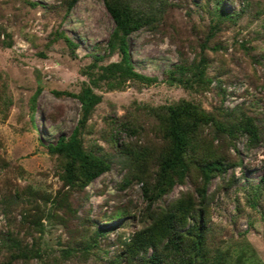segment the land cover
Listing matches in <instances>:
<instances>
[{
	"label": "rangeland",
	"instance_id": "rangeland-1",
	"mask_svg": "<svg viewBox=\"0 0 264 264\" xmlns=\"http://www.w3.org/2000/svg\"><path fill=\"white\" fill-rule=\"evenodd\" d=\"M172 2L157 29L126 38L133 69L155 81L89 83L100 100L82 132L86 147L114 151L107 136L128 109L181 97L206 110L239 106L264 136V0ZM66 3L0 0V264H123L124 240L142 224L141 184H118L123 170L115 156L107 170L76 191L63 184L46 148L59 133H69L80 112L77 98L54 90H79L88 81L81 70L93 53L102 55L98 64L118 59L115 51L106 54L113 22L102 1L75 0L69 9ZM214 4L233 16L206 37ZM60 32L75 45H67ZM199 55L207 83L164 80L167 68ZM115 134L125 138L122 131ZM235 146L241 163L225 174L232 183L225 186L214 177L208 185L209 244L228 264H264V192L256 187L264 141L245 149L239 139ZM189 187L175 184L164 199ZM118 210L123 213L114 215Z\"/></svg>",
	"mask_w": 264,
	"mask_h": 264
},
{
	"label": "trees",
	"instance_id": "trees-1",
	"mask_svg": "<svg viewBox=\"0 0 264 264\" xmlns=\"http://www.w3.org/2000/svg\"><path fill=\"white\" fill-rule=\"evenodd\" d=\"M74 1L67 0L66 9ZM101 1L113 22L105 42L106 54L115 51L118 59L98 64L97 59L102 55L93 53V60L81 70L88 81L82 82L79 90H54L74 96L80 104L79 116L69 133H59L46 145L60 169L59 176L66 187L82 190L110 167L115 156L123 170L118 184H141L144 206L140 217L143 220L124 240L123 264H228L223 253L209 244L211 195L207 189L214 177L224 179L225 186L232 183L225 174L241 163L236 141L241 139L245 149L257 146L264 141L261 126L239 106L218 105L206 110L199 103L181 97L169 103L142 104L138 107L142 112L128 109V115H124L119 127L114 129L116 133L122 131L125 138L119 139L115 132L107 136L114 151L96 152L86 147L82 132L91 110L100 100V94L89 83L96 85L101 80L108 87H114L127 79L155 81L156 76L133 69L126 38L140 29H157L166 8L174 4L172 0ZM213 14L215 19L207 25L206 37L218 30L219 22L233 16L217 4H214ZM58 35L67 45H75L61 32ZM5 44L9 45L10 40ZM204 66V57L200 55L195 61L174 63L165 70L164 80L186 86H191L193 81L207 83L208 78L203 80ZM39 90L37 86L32 100ZM137 113H142L143 117ZM185 182H189V188L164 199L173 185ZM256 187L264 192V167ZM14 195L17 198L18 193ZM122 213L123 210H118L114 215Z\"/></svg>",
	"mask_w": 264,
	"mask_h": 264
}]
</instances>
